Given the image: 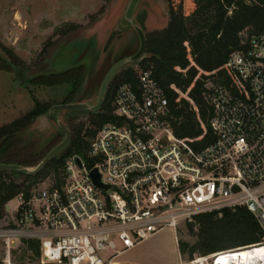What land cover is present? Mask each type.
I'll use <instances>...</instances> for the list:
<instances>
[{
	"label": "built area",
	"instance_id": "built-area-1",
	"mask_svg": "<svg viewBox=\"0 0 264 264\" xmlns=\"http://www.w3.org/2000/svg\"><path fill=\"white\" fill-rule=\"evenodd\" d=\"M238 92L207 83L213 140L202 148L170 127L169 102L152 69H137V84L114 95L115 122L90 140L86 157L66 159L63 183L34 187L8 205L0 227L2 264H15L16 244L36 241L41 264H119L155 234L205 214L247 209L264 234V31L252 35L225 65ZM82 162L80 167L76 159ZM90 163V164H89ZM97 170L106 188L95 185ZM255 257L247 263L240 250ZM260 243L179 264H264Z\"/></svg>",
	"mask_w": 264,
	"mask_h": 264
},
{
	"label": "trees",
	"instance_id": "trees-1",
	"mask_svg": "<svg viewBox=\"0 0 264 264\" xmlns=\"http://www.w3.org/2000/svg\"><path fill=\"white\" fill-rule=\"evenodd\" d=\"M169 23L162 30L146 32V53L137 63L121 69L112 80L104 105L99 112L90 113L88 123L67 124L72 133L70 145L55 156L36 175L17 171L0 170V222L6 216V206L19 194L30 196L31 190L50 175L54 185L63 181L66 159L73 155L86 157L90 140L107 123L115 122L113 99L122 84H137V69H152L153 76L164 89L169 102L167 121L179 139L195 140L202 148L213 140L210 129L211 108L206 99V80L221 83L238 92L234 75L225 68L229 56L241 47V33L254 29V34L264 31V0H167ZM62 31L56 29L55 35ZM0 49V72L13 74L17 87L31 92L34 106L13 122L0 127V165L36 167L56 145L55 140L44 153V148L24 134L41 116L47 115L52 106L82 102L79 96L87 77L85 65L63 71L28 74L30 69L18 55L4 44ZM60 103L38 100L32 88H62ZM187 95L180 97V95ZM198 110V111H196ZM62 132V131H61ZM63 133V132H62ZM90 164V163H89ZM22 180V182H19ZM200 240L195 245L179 241L183 258L193 260L199 256L245 247L260 243L264 237L256 218L245 208L235 212L225 210L221 217L215 214L198 216ZM190 230L194 223H189ZM25 253L40 256L36 241L24 242ZM247 250V249H242ZM0 264L2 262L0 261Z\"/></svg>",
	"mask_w": 264,
	"mask_h": 264
},
{
	"label": "rangeland",
	"instance_id": "rangeland-1",
	"mask_svg": "<svg viewBox=\"0 0 264 264\" xmlns=\"http://www.w3.org/2000/svg\"><path fill=\"white\" fill-rule=\"evenodd\" d=\"M112 3L113 0H0V43L12 49L26 63L30 75L85 65L87 79L79 98L84 101L95 100L112 64L136 53L139 48V38L135 32L112 35V27L119 11L104 19ZM152 6L157 8L159 4L154 3ZM148 7V4L144 3L137 15L145 32H150V28L147 27ZM156 13V16L154 14L151 16V23L157 21ZM165 27L162 26L160 30ZM56 29L62 32L54 36ZM253 30L246 29L241 33V43L254 35ZM92 33L95 36H90ZM0 54L5 57L1 49ZM133 67L139 69L138 64ZM14 77L13 74L0 72V127L13 122L34 106L31 92L17 87ZM65 89L62 87L31 90L38 100L52 104L62 101ZM183 96L187 95H180ZM60 115H63L67 124L71 120L75 124H87L91 118L90 112L85 110H71ZM24 138L39 143L44 148V153H47L51 143L54 140L56 142L63 140L64 134L55 120L47 114L38 118L24 134ZM54 177L53 174L50 175L40 187L52 186ZM8 220L9 218L5 216L0 222V227L6 226ZM176 234L178 242L195 245L200 240V225L195 221L193 229L190 230L189 223H182ZM174 238V230L168 228L157 234L152 242L144 243V247L153 246L155 253L160 257H165L172 264H179L180 256ZM3 255L4 247L0 240L1 262ZM130 255L131 253H128L122 259ZM40 256L33 252L25 253V247L21 243L16 244L12 252L15 264H41ZM183 259L189 260L187 257Z\"/></svg>",
	"mask_w": 264,
	"mask_h": 264
},
{
	"label": "water",
	"instance_id": "water-1",
	"mask_svg": "<svg viewBox=\"0 0 264 264\" xmlns=\"http://www.w3.org/2000/svg\"><path fill=\"white\" fill-rule=\"evenodd\" d=\"M144 3L148 4V11H150L152 14L155 15V13L157 12L156 14L158 15V18L156 20L159 24H164V26L166 27L168 26L169 7L167 0H113L109 13L105 16L104 19H108L110 16L119 11V15L117 16V19L115 20L112 27V35H124L129 32H135L139 38V48L137 52L112 64V67L105 75L100 85L99 92L95 100L90 99L77 103L58 104L51 107L48 114L55 120L60 131L63 132L64 139L61 143H59L51 151H49V153L44 157V159L38 166L23 167L18 165H0V170L17 171L27 175L38 174L47 166L51 159H53L55 156L65 150L72 141V133L68 128L67 123L62 117L63 115L60 114L71 110H85L90 113H96L102 109L110 84L114 79L115 75L121 69L137 63L145 56L147 46L146 32L144 31L143 27L137 19V15L138 13H140V9L142 8V5ZM154 3L159 4V7H153L152 4L154 5ZM76 162L80 167H82V162L79 158L76 159ZM91 177L96 186L100 188H106V186L101 183L100 175L96 169L92 171ZM9 211L10 206L7 205L6 212L8 213Z\"/></svg>",
	"mask_w": 264,
	"mask_h": 264
},
{
	"label": "crops",
	"instance_id": "crops-1",
	"mask_svg": "<svg viewBox=\"0 0 264 264\" xmlns=\"http://www.w3.org/2000/svg\"><path fill=\"white\" fill-rule=\"evenodd\" d=\"M151 16H153V14L150 11H148L147 27L150 28V32L160 30L161 27L164 26V24H158L157 21H155V23H151V21H152ZM96 31H97V29H96ZM89 32H92V31H89ZM93 33L90 36H92V37L95 36ZM86 79H87V77H86ZM159 233H157V234H159ZM174 233H175L174 244H175V247H177V250L179 252V256L181 259L182 255L180 253L178 236H177L175 231H174ZM157 234H155L151 238L143 241L142 243H140L139 245H137L133 249H131L128 252H126L125 254H123L119 259V264H172V262L167 261V259L165 257H160V255L156 254L154 251L155 248L153 246H149L148 248L144 247V243L152 242ZM128 253H131L130 257L122 259Z\"/></svg>",
	"mask_w": 264,
	"mask_h": 264
},
{
	"label": "bare ground",
	"instance_id": "bare-ground-1",
	"mask_svg": "<svg viewBox=\"0 0 264 264\" xmlns=\"http://www.w3.org/2000/svg\"><path fill=\"white\" fill-rule=\"evenodd\" d=\"M248 250H240V252L242 253L241 257L243 258V260H245L247 263H249L251 261L252 258H254L255 256L251 253L247 252ZM257 259H263L264 260V249L259 251V254L256 255Z\"/></svg>",
	"mask_w": 264,
	"mask_h": 264
}]
</instances>
